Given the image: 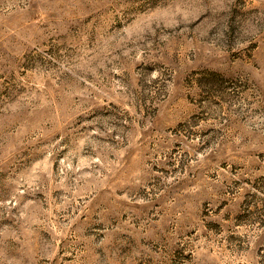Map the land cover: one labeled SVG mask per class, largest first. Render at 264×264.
Segmentation results:
<instances>
[{"label": "rangeland", "instance_id": "obj_1", "mask_svg": "<svg viewBox=\"0 0 264 264\" xmlns=\"http://www.w3.org/2000/svg\"><path fill=\"white\" fill-rule=\"evenodd\" d=\"M0 264H264V0H0Z\"/></svg>", "mask_w": 264, "mask_h": 264}]
</instances>
